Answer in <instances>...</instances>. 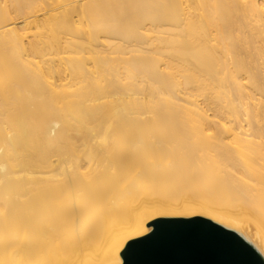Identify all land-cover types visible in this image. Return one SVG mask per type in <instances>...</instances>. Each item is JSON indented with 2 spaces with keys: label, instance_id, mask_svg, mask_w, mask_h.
<instances>
[{
  "label": "bare ground",
  "instance_id": "6f19581e",
  "mask_svg": "<svg viewBox=\"0 0 264 264\" xmlns=\"http://www.w3.org/2000/svg\"><path fill=\"white\" fill-rule=\"evenodd\" d=\"M192 216L264 257V0H0V264Z\"/></svg>",
  "mask_w": 264,
  "mask_h": 264
},
{
  "label": "water",
  "instance_id": "95a60500",
  "mask_svg": "<svg viewBox=\"0 0 264 264\" xmlns=\"http://www.w3.org/2000/svg\"><path fill=\"white\" fill-rule=\"evenodd\" d=\"M122 250V264H264L237 231L208 217H159Z\"/></svg>",
  "mask_w": 264,
  "mask_h": 264
}]
</instances>
